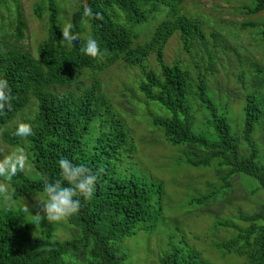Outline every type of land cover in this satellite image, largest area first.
<instances>
[{
    "label": "trees",
    "instance_id": "trees-1",
    "mask_svg": "<svg viewBox=\"0 0 264 264\" xmlns=\"http://www.w3.org/2000/svg\"><path fill=\"white\" fill-rule=\"evenodd\" d=\"M41 1L35 12L43 32L34 53L22 43L29 25L19 0H0V79L9 82L12 95L10 108L0 113V152L5 154L4 146L14 153L15 145H28L29 153L24 151L40 175L34 179L18 172L12 177V195L42 194L45 181L61 178V159L85 165L97 176V183L90 199L79 197V213L67 219L80 233L70 241L37 235L22 210L0 208V264H67V256L74 259L71 264H126L129 256L118 245L139 231L154 233L161 222L165 183L136 173L133 162L130 170L126 166L135 150L100 77L121 62L140 71L138 91L146 102L168 112L153 118V124L169 144L180 148L179 164L215 173L209 191L191 198L189 205L221 209L231 202L234 180L240 176L258 184L252 194L264 191V154L256 138L258 132L264 136V67L251 62L253 70H243L242 56L222 34L214 35L211 45L205 16L190 9V0H70V10L66 0ZM228 2L240 5L246 19L239 27L258 31L264 48V0ZM84 6L93 15L84 16ZM260 14L262 20L253 18ZM150 24L153 31L143 38L141 29ZM65 28L78 38L76 42L64 40ZM89 38L98 41L102 56L80 52ZM170 44L176 51L173 57L167 55ZM219 49L234 53L240 62L241 72L231 75L241 89L238 97H231L242 105L240 133L233 124L236 105L231 104L230 123L210 95L209 76L215 77ZM183 55L193 66L185 64ZM199 117L205 119L202 132L197 131ZM20 123H30L33 134L18 137ZM214 226L234 232L228 240L213 244L218 255L264 264V203L252 213L240 209L236 217L216 219ZM159 261L216 264L188 242L186 233L179 241L169 234Z\"/></svg>",
    "mask_w": 264,
    "mask_h": 264
},
{
    "label": "rangeland",
    "instance_id": "rangeland-1",
    "mask_svg": "<svg viewBox=\"0 0 264 264\" xmlns=\"http://www.w3.org/2000/svg\"><path fill=\"white\" fill-rule=\"evenodd\" d=\"M190 1V9L192 11L194 9L201 11L200 15L202 17L205 16L206 36L211 45L213 41H216L214 35L222 34L228 40L229 45L233 46L235 51H238L239 56H242L243 70H253V67L250 66L251 62H258L264 67L262 38L260 33L254 29L243 30L239 27V22H244L246 19L241 8H238L239 4L228 2V0ZM19 2L23 7L29 25V31L26 33V38L22 43L35 53L37 44L40 41L39 36L43 32L38 26L40 20L35 12V5L42 1L19 0ZM66 3L68 5L67 9L70 10V0H66ZM262 15L253 16V18L262 20ZM5 22H8L7 18ZM41 23L43 24L42 28H44L46 20ZM153 28L154 24L144 26L141 29L143 38L149 37ZM178 39L179 36H176L172 43L177 44ZM221 40L219 39L220 42ZM218 51L221 58L214 70L215 77L213 79V76H209L211 78L209 90L213 93L210 95L217 101L221 113H227L230 123L231 104L236 105L235 110H238V113L233 119V124L236 131L240 133L243 121L242 105L240 103L236 104L231 100V97H238L241 92L237 81L231 78V75L236 77L241 72L240 62L235 58L234 53L226 52L222 49ZM201 54L203 53H200L199 57H201ZM167 55L168 57L176 55L172 44L168 47ZM204 55L207 60L208 57L205 52ZM183 58L186 65L193 66V61L187 55H183ZM193 69L195 73H198L195 70L196 68ZM100 77L108 94L113 97L118 115L123 119L127 127L130 137V148L135 150L134 157L128 159V165L126 166L130 170L131 165L129 163L131 162L132 164L133 162L136 173L165 183L166 187L163 199V215L155 232L139 231L136 236L126 238L123 243L118 245L120 252L127 253L129 256L126 264H160L159 260L167 249L170 233H174L177 241L186 233L188 242L216 264H244L242 258L234 255L222 258L218 255L216 249L213 248V244L216 241H226L234 234L232 230L227 228L216 229L214 226L215 220L236 217L240 209L244 212L252 213L259 205L264 203V191L259 190L256 194H252V189H257L258 184L254 181H248L247 179L249 178L246 176H240L234 180L235 192L233 197H231V202L226 203L221 209L220 205L212 207L211 211H207V209L200 206L189 205L191 198L206 194L209 191V183L216 181L214 171L210 168H193L179 164L181 151L178 153V150L180 148H177V150L169 144L165 140L161 129L153 124V118L166 116L168 112L155 102H146L144 95L138 91L141 79V73L138 68L134 69L132 66L124 65L121 62V64L118 63L104 72ZM66 89L62 88L61 90ZM25 116H30V109L25 113ZM198 122L197 131H204L205 119L199 117ZM256 138L260 139V150L264 154V136L258 132L256 133ZM27 146H23L20 143L15 145L14 148L17 151L23 149L29 153V146ZM3 152H5L4 155L0 152V160L8 157L12 151L4 146ZM24 171L34 179L40 177L32 164L30 155H28V164ZM0 185L8 188L7 198L5 194L0 193V208L22 210L29 222L32 223L33 230L37 235L44 233L59 241H70L79 237V230L68 223L67 220L53 224L45 217L41 220L40 225L34 223L33 219L36 216L44 215L39 211L40 206L38 205V203L42 202V194L14 197L12 195V178L0 177ZM26 207L29 208L31 216L24 211ZM177 229L178 231H175ZM71 260L74 259L70 256L66 257L67 264H71Z\"/></svg>",
    "mask_w": 264,
    "mask_h": 264
},
{
    "label": "clouds",
    "instance_id": "clouds-1",
    "mask_svg": "<svg viewBox=\"0 0 264 264\" xmlns=\"http://www.w3.org/2000/svg\"><path fill=\"white\" fill-rule=\"evenodd\" d=\"M83 15L86 17L93 15L92 9L84 6ZM95 15L97 19L101 18L99 13ZM62 32L64 40L77 41L78 38L69 29L65 28ZM80 52L93 58L104 54L98 41L94 38L87 39L80 47ZM11 100L9 82L6 79H0V113L3 112L6 106L10 108ZM32 134L33 128L30 123H20L16 129L18 137H28ZM58 163L61 178L53 182L45 181L42 185V202L38 203V205L40 206L39 211L44 215L32 218L37 225H40L41 220L45 217L53 224L67 220L79 213L81 207L79 197L90 199L94 194L97 176L93 174L91 169L85 165L74 164L68 159H61ZM27 164L28 154L23 149H19L0 160V177L11 179L18 172H23ZM0 193L5 194L7 198L8 188L0 185ZM24 211L29 214L28 207Z\"/></svg>",
    "mask_w": 264,
    "mask_h": 264
}]
</instances>
